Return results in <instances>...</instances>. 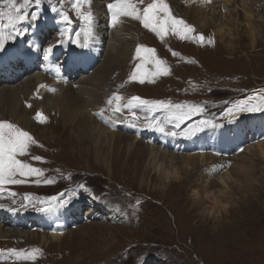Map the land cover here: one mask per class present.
Here are the masks:
<instances>
[{"label": "rangeland", "instance_id": "374dc122", "mask_svg": "<svg viewBox=\"0 0 264 264\" xmlns=\"http://www.w3.org/2000/svg\"><path fill=\"white\" fill-rule=\"evenodd\" d=\"M19 1L22 0H17ZM192 1L167 0L175 16L195 26L194 36H197L199 31L213 38L214 44L206 42L199 44L194 39L181 40L178 35L171 33L162 41L156 33L146 29L142 21L123 15L118 18L119 22L115 27L111 25L109 28L103 18L107 13V4L113 3L114 0H91L92 4L81 5V11L85 15L89 12L93 13L98 25H94L93 37L81 43L91 46V51L88 47L84 48L87 56H92L97 50L99 61L88 72L67 77L57 67L50 66L40 69L38 73L24 70L0 77V88L5 85H8V88L22 87L31 79L35 80L39 89H42L41 82L46 79L51 80L49 86L60 85L63 89L73 90L87 86L85 99L90 107L94 104L98 108V111H92V116L100 127L95 139L98 140V146L103 152L102 157L98 158L93 155V150L88 152V156L85 154L81 156L79 152L74 153L67 147V157H65L62 152L59 153V149L61 145L65 147L67 136L61 134L59 140L57 138L42 140L38 137V132L25 130L20 124L9 118L4 119L0 114V120L12 122L31 134L37 143L30 145L24 156L43 157L44 160L39 161L40 163L33 160L31 163L45 169L43 177H51L54 180L52 184L41 182L26 183V186L14 185L11 191L17 195L13 197L4 194L5 200L0 197V212L6 208L26 211L35 209L38 212L45 204L41 201L64 190H67L68 196L72 199L74 196L83 198L82 202L74 205L71 199L61 211V207H57L60 212L47 215L45 219L49 223L44 220L42 222L44 228L37 225L15 228L13 227L15 222L5 225L3 229L7 236L0 238V249L4 250L0 251V264H264V247H260L264 246V213L258 216L254 208L257 202L259 207L264 209V175L262 178L259 174L260 168L264 170V163L260 161V155L254 156L255 152L247 150L248 146L264 141V121L261 125L263 131H258L249 124H243L240 141L237 143L222 145L221 140L211 139L214 129L223 122L222 114L226 107L237 100L242 93L264 85V35L258 39L254 47L251 45L243 10L236 9L240 0H236L234 6L228 10L235 11L234 15L236 14L241 23L236 27L240 37L235 40V47L228 49L217 36L215 29L217 27L212 25L205 29L198 27L195 21L197 16L191 8L194 4ZM72 2V0H40L39 3L41 6H51L48 9L50 11L53 9L50 5L52 3L55 9H61L63 3ZM149 2L151 0H144L143 4L137 6L142 8ZM253 5L255 13L264 15V0H254ZM98 6L101 7L97 9ZM214 6L216 7V4ZM8 7H10L8 3L0 1V11L5 12ZM36 8L34 6L30 9V14L36 11ZM65 11L62 9V12ZM223 11L224 9H219L218 14L215 15L218 21H222ZM84 21L82 19V24L89 27ZM77 28L85 31V28L78 24ZM64 35L62 38L66 37ZM78 37L82 38V35L79 33ZM34 42L38 43V39H34ZM139 45L154 48L155 56L166 61L164 67L169 69V74L155 77L149 74L144 78V83L131 80L128 75L133 73L135 65L140 60L135 55ZM173 51L179 55L174 56ZM38 52L42 53V50L38 49ZM146 67L150 71L155 70V65L152 63L146 64ZM114 93H119L124 100L132 96H140L148 100L165 99V102L170 101L174 104L185 102L199 104L205 108V114L198 115L192 120L208 121L209 126L191 138L185 139L181 136L173 138L150 129L146 121L151 118L146 117L143 109L137 108L135 110L139 120H128V122L147 128L130 127L124 116L112 112L115 102L113 105H106V101ZM72 97L81 99L76 93ZM102 105L107 110L103 118L98 115ZM126 113L125 110V115ZM44 117L46 119L41 122L36 115L34 123L38 125L48 123V129L53 127L57 129L58 114L51 112ZM245 118L247 117L243 119ZM110 123L118 135L124 137L123 143H117L113 150L106 142L105 136ZM187 123L189 124L190 121ZM166 130L171 131V126ZM133 139L140 142L135 152L130 151L129 147ZM150 148L161 156L165 153L197 155L200 151H204L215 157L214 162L206 165V169L215 172L210 176L212 178L214 176L216 178L218 173L233 166L232 155L237 150L255 157L257 162L255 173L258 172L256 183L247 188L242 186L241 189L234 185L232 192H221L223 187L219 183L213 187L215 195H219L223 201H227L228 204L235 202V207H242L236 208L238 211L234 223L221 227L219 234H235V232L241 234L242 230L249 228V231L246 230L247 235H244L248 241V246L242 254L248 257L245 261L242 260V255L233 256V249L226 245V239L217 238L211 241L203 239L201 234L205 232L203 215L200 212L202 207L199 206L190 212V204L195 199L193 192L196 189L200 193L201 185L195 181L191 184L186 183L187 176L184 169L181 173L184 178L175 179L166 187L160 182L157 173L154 175L151 173L149 176L145 173ZM224 161L229 166L225 165ZM178 164L181 168L184 167V164ZM195 164L193 172L201 167L198 163ZM186 170H189V167ZM54 176L55 178H52ZM241 183L245 184L243 181ZM20 187L21 189H18ZM261 192L262 196L256 199ZM27 193H31L32 196L26 200ZM199 196L201 197L200 194ZM201 201L203 202V198ZM18 215L15 213L17 219L20 218ZM242 215L244 220L253 217L260 220L254 228L253 225L248 227L244 220L241 221ZM4 217L6 215L0 213V218ZM64 219H66L65 223L59 225ZM72 219L75 221L74 224H70ZM48 224L50 227L46 229ZM80 229L82 232L76 233L71 240L72 235ZM54 231H63L67 234L62 243L52 242L53 239L50 237ZM13 234H20L22 237ZM34 235L39 239L42 235L47 236L51 244H41ZM34 249L39 251L35 252L36 259H31L30 254ZM12 250H16L17 254ZM17 251H20V254Z\"/></svg>", "mask_w": 264, "mask_h": 264}, {"label": "bare ground", "instance_id": "6f19581e", "mask_svg": "<svg viewBox=\"0 0 264 264\" xmlns=\"http://www.w3.org/2000/svg\"><path fill=\"white\" fill-rule=\"evenodd\" d=\"M235 1L236 0H211V2L209 3L207 2V0H193L192 3L194 4L191 6L193 12L197 16L195 17V21L198 27H200L201 29H205L209 25L217 27L215 28L216 34L220 38V41L224 43L228 49H233L235 47V40L239 39L240 37L238 29L236 27L241 23L239 22L236 14L234 15L235 11L233 12V10H228L231 9V6H234ZM214 3L216 4V7L214 6ZM253 3L254 0H240V4L236 9L238 10L239 8H242L243 10L248 36L250 37L251 45L254 47L256 43H258V39L263 37L264 35V15L254 12ZM100 7L101 6H98L97 9H99ZM218 8L224 9L222 21H218V19L215 17V15L218 14ZM50 81V79H46V84L42 87V89H39L37 87L34 79L29 80L25 84V86L22 87L18 86L16 88H8V85H5L3 88H0V114L3 116L2 118H9L15 123L20 124L25 130H31L34 133L38 132V137L42 140L47 141V139L49 140L51 138H57L59 140L61 134L67 136L69 142L67 141L65 145L66 148L64 147V145H61V149H59V153L62 152L65 157H67V147L70 148V150L74 153L79 152L81 156H83L84 154L88 156V152H91L90 150H93L94 156H96L97 158L102 157L103 152L98 146V140L95 139L97 132L100 131V127L98 123H95L96 120L93 119L92 116V111H98V108L95 107L94 104H92V106L90 107V104L87 103L85 99L87 95V86H82L81 88L70 90L68 88H60V85L53 87L49 86L48 83ZM75 93L79 94L81 96V99L73 98L72 95H74ZM241 101L250 102L252 104L260 106L261 108H264V85L260 86L259 88L248 90L242 93L241 96L237 98V100L230 103L226 107L222 114L223 122L219 123V125L214 129L211 139L221 140L222 145H228L232 142L237 143L238 141H240L239 139L241 137L243 124H249L256 130L263 131L261 125L264 121V111H233L231 114H229L228 110L233 109L234 105ZM103 104H105V102ZM102 109H105L103 105ZM106 111L107 110H105V112ZM51 112H53L54 114H58L57 122L59 126L56 127L57 129H54V127L52 129H48V123H46V125H38L34 123V117L38 113L49 114ZM244 117L247 118L243 119ZM109 127L110 128H108L105 135L106 142L112 148L111 150H113L117 143H123L124 137L121 138L120 135H118L111 123L109 124ZM204 142L205 140L203 141V143ZM138 144H140V142L137 139H133L129 144L130 151L135 152V150L138 148ZM247 150L255 152L253 153L254 156L260 155V161L264 163L263 140L248 146ZM253 155L243 154L240 150H237L232 155L234 159L233 166L228 169L226 168L224 169V171L218 173L216 175V178L215 176L212 178L210 176L214 175L215 172H210L209 168L206 169V165L214 162L213 160H215V157L207 154L204 151H200L197 155H190L189 153H165L161 156L158 155V153L152 148H150L149 162L146 166L145 173L148 176L151 175V173L152 175L157 173L160 178V182L164 184V187H166L175 179H183L184 176L181 173L185 170L187 176L185 178L186 183L191 184L193 181H195L201 185L200 193L196 189L193 192V196H195V199L192 200V203L190 204V212L196 210L197 208H199V206L202 207V210L200 212L203 215L202 222L205 232L204 234H201L203 239L210 241L216 240L217 238L226 239V245L230 246L233 249V256L236 257L238 255H242L245 252L244 249L248 246V241L245 239L244 235H247L246 230L249 231V228H245L244 230H242V232H240L241 234H237L236 232L235 234H219L221 227L223 228L234 223L238 211L236 208L241 209L242 207H235V202L228 204L227 201H223V199L220 198L219 195H215V193L213 192V187H215V185L219 183L223 187V190L221 192H232L234 185H236L238 189H241L242 186L247 188L253 183H256L258 181L256 177L258 172L255 173L257 162ZM224 162V164L227 165L226 161ZM228 162L230 164V161ZM178 163L184 164V167L181 168ZM195 163H198V165H200L201 167L193 172L192 170H195ZM229 164L227 166H229ZM188 167L190 171L186 170ZM260 169L262 170V168ZM261 170L259 171V174L260 177L263 178L264 170ZM58 174L60 175V173ZM58 174L57 176H59ZM52 178H55V176ZM242 181L245 183L244 185H242ZM22 186L26 185L22 184ZM18 189H21V187ZM199 194L201 195V197L199 196ZM261 196L262 192L259 193L256 199ZM201 198H203V202L201 201ZM255 203V213L259 216L264 213V209L260 208L257 202ZM222 211L225 213H222ZM261 218H263V216H261ZM243 220L244 219L242 215L241 221ZM259 220V218L253 217L252 219L244 220V223L245 225L248 224V227H252L253 225L254 228ZM11 222L13 221L7 219L6 217L0 218V238L7 236L6 231H4L3 228L5 225L11 224ZM20 226L22 227L21 223H16L13 227L19 228ZM79 232H82V230L80 229V231L75 232L70 239L73 240L74 235ZM13 235L22 237V235L20 234ZM66 235L67 234L63 231H54L51 234L50 238L53 239L52 242H56L55 244H58L64 241ZM34 236L35 239L37 241H40L41 244H51V242H48L47 236L42 235L40 239L38 237L36 238L37 235ZM257 252L258 248L256 253ZM259 252H261V250ZM241 257L244 261L248 258L246 255H242Z\"/></svg>", "mask_w": 264, "mask_h": 264}, {"label": "snow or ice", "instance_id": "6c2138e0", "mask_svg": "<svg viewBox=\"0 0 264 264\" xmlns=\"http://www.w3.org/2000/svg\"><path fill=\"white\" fill-rule=\"evenodd\" d=\"M31 0H22L17 6V0H7L10 5L8 12L0 11V49L5 47V44L9 40H14L19 35L18 25L27 20L33 22L37 19V14L29 15L24 11L26 6ZM39 4L40 0H35ZM211 2V0H207ZM83 3H91V0H73V11L78 13L77 18L84 19L89 25V34L92 32V25L94 23V17L91 12L85 15L81 11V5ZM144 0H114L113 3H108L107 8L110 12V24L115 27L119 22L118 18L123 15L127 17L140 20L146 29H150L156 33L158 37L163 41L165 36L169 33L178 35L181 40L194 39L198 43L214 44V39L205 36L203 33H199L198 36L193 34L196 29L193 25L186 22L183 18H179L173 14L167 0H151L144 7H138V4H143ZM53 11L57 9L53 8ZM6 20V22H5ZM73 18L67 11L60 14L59 23L70 25ZM64 32H61V36ZM79 36V34H75ZM77 43L78 47L86 48L88 44L80 43L78 40L73 41ZM64 41L58 39L55 44H49L42 49L43 59L49 60L50 56L54 54V49L60 47ZM39 48V46H37ZM156 50L154 48H148L145 45L137 46L135 55L140 58L139 63L135 65L133 73L130 75L131 80H139L140 83H144V78L151 74L153 77L164 74H169V69L164 67L166 61L155 56ZM174 56L179 55L173 51ZM152 63L155 65V70L150 71L146 64ZM43 87V85H41ZM112 112L114 114H120L124 116L125 120L138 121L139 116L135 109L140 108L145 111L146 117L151 119L146 122L150 125L152 130L158 131L163 135L171 136L173 138L181 136L185 139L195 136L204 128L209 126V122L205 120H199L195 123L188 125V121H191L194 117L204 113L205 108L199 104L185 103H172L165 102L164 100H148L140 96H132L128 100H124L119 93H114L106 101V105H113ZM30 106V105H29ZM125 110L127 114L125 115ZM233 111L239 112H257L264 111V108L250 102L241 101L234 105L233 109H229L231 114ZM105 109H101L98 113L102 118L104 117ZM159 114V115H158ZM37 118L44 122L46 117H43L42 113L37 114ZM130 127H135V124H130ZM171 126L172 130L166 129ZM215 126V125H213ZM37 143L28 131L23 130L16 124L7 120H0V195L5 193V185H21L26 183L40 184H52L54 180L51 178L43 177L45 169L35 166L28 160L21 159V156L27 154L29 146ZM42 147V145H40ZM33 161H43L41 156H32ZM35 177L34 180L30 178ZM83 187V186H81ZM11 196H16L17 193L7 190ZM31 193L25 194V199L31 197ZM72 197L68 196L67 190L57 193L53 196L46 197L41 203H47L48 208H42L43 211H52L56 207H65L70 203ZM30 202V201H29ZM23 206V205H22ZM15 252L16 250H12ZM39 249H34L30 254L31 259H36L35 252Z\"/></svg>", "mask_w": 264, "mask_h": 264}]
</instances>
